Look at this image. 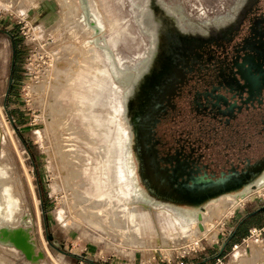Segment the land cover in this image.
Returning a JSON list of instances; mask_svg holds the SVG:
<instances>
[{
	"label": "rangeland",
	"instance_id": "obj_1",
	"mask_svg": "<svg viewBox=\"0 0 264 264\" xmlns=\"http://www.w3.org/2000/svg\"><path fill=\"white\" fill-rule=\"evenodd\" d=\"M247 2L87 0L90 16L100 23L95 31L81 19L79 0H0V29L14 33L18 51L17 73L6 94L11 46L0 32V213L8 208L20 213L19 226L29 228L43 252L39 264H231L237 251L245 255L242 264H253L252 249L258 252L257 263L264 264L259 252L264 247V212L232 234L239 220L264 205V179L241 202L224 207V198L235 196L231 194L206 202L195 216L197 226L185 233H171L170 228L186 224L174 223L173 215L155 207L136 203L145 213L138 215L143 223L137 224L131 212L134 235H123L115 226L75 217L67 203L69 181L90 192L96 176L124 169L122 127L135 147L136 122L153 120L143 114L135 121L134 109L157 104L177 76L184 54L197 42L229 35ZM147 4L161 31L177 34L185 24L193 28L171 41L161 33L153 53L139 17ZM144 51L150 68L128 95L120 77L112 75L111 58L119 65L134 64ZM209 205H214L211 214L205 213ZM0 253L6 259L0 264H31L22 252L1 248Z\"/></svg>",
	"mask_w": 264,
	"mask_h": 264
},
{
	"label": "flooded vegetation",
	"instance_id": "obj_2",
	"mask_svg": "<svg viewBox=\"0 0 264 264\" xmlns=\"http://www.w3.org/2000/svg\"><path fill=\"white\" fill-rule=\"evenodd\" d=\"M142 1L146 4L148 0ZM152 13L147 4L139 17L153 53L161 33L171 41L193 28L185 24L177 34L161 31V22ZM0 32L11 46L10 90L17 73L16 36L8 28ZM145 54L134 64H122L119 74L113 67L112 75L120 77L128 95L150 68ZM142 95L147 97L148 92ZM163 96L152 108L141 104L134 109L135 121L143 114L146 119L153 118L136 122L135 147L129 144L128 131L124 136L122 165L131 188L138 190L144 201L182 204L189 211L199 210L212 198L239 194L243 178L249 176L247 169L264 159V0H248L229 35L197 42L185 53ZM263 212L243 217L232 234Z\"/></svg>",
	"mask_w": 264,
	"mask_h": 264
},
{
	"label": "bare ground",
	"instance_id": "obj_3",
	"mask_svg": "<svg viewBox=\"0 0 264 264\" xmlns=\"http://www.w3.org/2000/svg\"><path fill=\"white\" fill-rule=\"evenodd\" d=\"M79 1L81 4V7L83 9L81 19L84 20L87 24H90L95 31H98L100 29V23L95 17L90 16V14H89L90 10L87 6V0H79ZM68 9H70V8H68ZM115 41L116 40L113 39V42H112L113 45H115ZM98 46H101V45L99 44ZM103 48L108 49L107 46H104ZM112 66L114 67V69L115 68L117 69V70H115V73L116 72L118 74L121 73L122 65H119V68L117 66L115 67L114 64H112ZM113 70H112V74H114ZM67 71H69V70H67ZM59 72H61V70ZM59 72H58V75H59ZM109 74H107V75H109ZM67 79H68V77H67ZM58 84H60V83H58ZM49 89H50V87H49ZM37 100H39V98ZM58 108H59V106H58ZM122 131H123V135L126 137L127 136L126 128L122 127ZM56 132H57V130H56ZM64 138H66V137H64ZM64 159H65V157H64ZM63 163H64V160H63ZM66 163H67V161H66ZM104 168L106 169V166ZM103 171L105 172L104 169H103ZM114 171H115V168L112 169V171H111V173H109V175L106 171L105 172L106 174H104L103 177L100 175L96 176L92 180V183L94 185V189H93V191H90V192L84 191L83 188L73 185L74 182L72 183L71 181H69L67 183L68 186H66V187H68V189L71 192L70 193L71 195L69 194L71 197H70V199H68L69 201L67 203H69V207H70L69 209H71L74 212L73 214L76 215L75 217H77L78 215H82L81 217L85 218L86 220H88V222H90L92 224H94V223L97 224L98 222H101V223H104L106 225L115 226V227L119 228L120 230L119 229L118 230L121 231L122 233H124L123 235H125L127 233L129 235H134V231L132 229V226L130 225V223H131V220L129 217L130 215H128V214H131V212H132V214L134 215V217L136 219L137 224H139L140 226L143 223V220H138V215L141 217L143 215H145V213L144 214L142 213L144 211H140L136 208L135 204L137 203V204L143 205V206L155 207V209H159L160 211L167 213V215H169V216L173 215V217H174L173 222L174 223L181 222V223L186 224V225L180 226L179 229H175L174 227L170 228L169 230L171 233H177V232L185 233V230L188 227L194 229L197 226L198 222H197V219L195 218V216H196V214L199 213L200 208L197 211H192V210L189 211L182 204H169L168 206H166L167 204H159L158 205V204H154L152 202L144 201L143 197L139 194L138 190H136L135 188H131L130 183H129V179H128L127 175L125 174L124 169L121 168L119 171H117V174ZM65 174L66 173H64V175ZM246 174L249 176L247 178H243V182H244L243 190L239 194H236L234 197H229V196L225 197L224 201L222 203V204H224L223 205L224 207L225 206L227 207V205H230L232 202H233V204L241 202L242 198L247 196L248 191L250 189L254 188L255 186L257 188H260V184H261L262 180L264 179V159L262 161L256 163V164H254L253 166L249 167L246 171ZM10 177L12 178L11 175H10ZM65 178H68V177L66 176ZM66 181H68V179ZM259 191H261V190H259ZM215 199L216 198H212L208 201H213ZM167 207H171V208L174 207L177 210L168 209ZM212 207H214V205L213 206L211 205L210 209L206 208L207 210L205 213L209 212L211 214V212H213L211 210ZM214 211H216V210H214ZM217 212H218V210H217ZM219 212H221L220 209H219ZM205 213H203V215H206ZM19 214H18V212H15L14 210H11L10 208H8V211L6 213H0V247L2 248V250L4 249L6 251H11V254L22 252L24 259H26L28 262H30L31 264H39V260L43 256V252L41 250H37L36 242L32 238V236L28 230L29 228L19 226V222H20V215ZM62 214H64V212ZM131 217H133V216H131ZM61 218H59V219H61ZM76 219L78 220V218H76ZM66 221L68 222V220H66ZM200 231H202V230H200ZM171 233L169 234V232H168L169 235H172ZM126 238H129V237H126ZM196 243H197V241H196ZM242 252L239 253L237 251L235 253V255L232 257L231 264H242L243 258L245 257V255ZM250 254H251L250 258L253 259V261L250 260V262H254L253 264H256L258 262V252L255 249H252ZM3 255H1V253H0V261H4V260L6 261V259ZM7 262H10V261L7 260Z\"/></svg>",
	"mask_w": 264,
	"mask_h": 264
},
{
	"label": "water",
	"instance_id": "obj_4",
	"mask_svg": "<svg viewBox=\"0 0 264 264\" xmlns=\"http://www.w3.org/2000/svg\"><path fill=\"white\" fill-rule=\"evenodd\" d=\"M15 52H16V51H15V45H14V43H13V54H12L13 60H12V67H11L12 69H13V64H14V56H15ZM12 69H11V70H12ZM9 82H11V79H10ZM8 93H9V88L7 89L6 94H8ZM10 121L13 122L12 119H10ZM15 128H16V127H15ZM213 183H215V182H211L210 185H212ZM260 210H264V205H262L261 207L255 209V210H253V211H251V212H249L246 216H251V215L257 213V212L260 211ZM46 236H47L48 239L51 238V235H48V234H47ZM231 238H232V234L228 237V241H229ZM223 247H224V246H223Z\"/></svg>",
	"mask_w": 264,
	"mask_h": 264
},
{
	"label": "crops",
	"instance_id": "obj_5",
	"mask_svg": "<svg viewBox=\"0 0 264 264\" xmlns=\"http://www.w3.org/2000/svg\"><path fill=\"white\" fill-rule=\"evenodd\" d=\"M262 245V244H261ZM263 246V245H262ZM262 249V250H261ZM261 249H259V251H260V253H261V255H262V258H261V260H260V262L262 261V259L264 258V252H263V250H264V247H262ZM259 263V262H258ZM257 263V264H258Z\"/></svg>",
	"mask_w": 264,
	"mask_h": 264
},
{
	"label": "built area",
	"instance_id": "obj_6",
	"mask_svg": "<svg viewBox=\"0 0 264 264\" xmlns=\"http://www.w3.org/2000/svg\"><path fill=\"white\" fill-rule=\"evenodd\" d=\"M262 230L264 231V227L262 228ZM237 247L238 246L236 244L233 246L234 249H236ZM217 260H219V259H217Z\"/></svg>",
	"mask_w": 264,
	"mask_h": 264
}]
</instances>
